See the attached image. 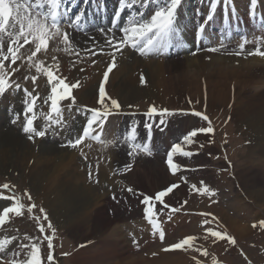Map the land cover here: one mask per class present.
I'll use <instances>...</instances> for the list:
<instances>
[{
    "label": "rangeland",
    "instance_id": "1",
    "mask_svg": "<svg viewBox=\"0 0 264 264\" xmlns=\"http://www.w3.org/2000/svg\"><path fill=\"white\" fill-rule=\"evenodd\" d=\"M242 1L244 0H239L240 4L243 6L244 2ZM58 42L59 44L61 43L60 41ZM61 45L62 44L58 46ZM60 50L61 49L58 48L52 53L56 54ZM191 54L192 53L186 55ZM71 57H76V55ZM226 57H228V55ZM229 57L232 58V56ZM135 60L141 62L139 70L146 71V84H139V76L143 73L139 75L134 74L132 84L127 80H123L121 84L122 95H124V98L118 92H116L115 95L112 89L110 90V95L114 99L118 97L117 101L120 102L121 111L127 112L130 110L136 116L139 112L149 111L152 106H155L157 110L167 109L172 114L173 120L178 121L180 119L178 122L172 121V124L169 127L170 129H167V131H169H166L167 135L171 136L176 133V129L178 128L181 132H189L193 129H198L200 126V129L204 128V122L202 120L196 119L193 116L183 118L186 111L198 108L208 113L209 119L213 121V129L216 130V134L214 135L212 134L209 137H205L204 135L198 137L197 135L196 138L194 137L191 139V142H188L187 148L202 151L199 155L183 162L185 170L193 172L189 173L190 177L186 176L187 173L184 172L173 175L176 177L170 176L164 165L162 159L163 156L161 158L156 156L154 159L142 157L138 158L133 171L126 176L129 178L131 184L134 183L137 186H135L136 189L143 191L150 190L153 192L161 190L168 183L177 182L180 176L184 175L183 182L185 184L176 188L171 195L173 197L172 201H178V203L175 202L176 206H180V211L184 216L188 217L189 220H185L186 225L181 227L180 219L178 227L172 226L171 224L172 231H174V233L170 231L172 232L170 235L172 234L173 236L169 235L168 240L164 244L169 245L174 243L178 237H184L183 234H187L188 236L194 233L192 236L196 239L194 240L192 246L186 247L185 249H173L162 253L159 248L161 245L158 242H155V240V243L149 244L145 248L146 250H154L155 247H158L155 249L157 253L156 257L151 258L143 256L145 254L140 255L138 252L139 250H134L131 246L130 242H132V239H129L130 237L128 238L130 231L132 230L136 234V229H139V225H141L139 223H142L140 222L141 219H139V210L135 207L136 205L134 206V203L131 202L129 203L132 206L131 214L126 212V210L130 209L131 206L128 209L123 210V206H121V204L115 203L118 206L114 205L110 199L111 191H109V186L111 187L110 184L112 183H107L108 186L105 187L106 180L110 179L109 177L112 165L109 166L108 169L101 166L99 178L101 179L100 182L102 184L99 183V186H96L98 183L93 185L87 179V171L82 168L83 163L80 162V157L78 156L77 151L72 148H65L75 156V160L72 163H69L68 170L78 171L84 176L83 180H79L80 183H73L79 184V188L82 186H85L86 188L92 186L93 190L102 198L101 203L96 205L93 204L92 207L88 208L87 212L82 202H77L78 196H72L73 202L70 203V201L63 196V191L60 188L56 189V191L52 193V182H42V179L39 180L36 178L43 176L45 172H48L47 169H43L41 166H39L40 168L37 166L36 168L35 166L33 168L29 167V165L25 166L24 160L30 159L31 163L32 160H34L35 157L41 153L43 145L48 144L52 146V148H59L57 147L58 145H55L46 139L39 140L36 137L29 139L27 135L30 133L24 134L23 131H20L19 124L15 123L14 125H11L10 122L6 123V120L2 117L0 118V137L5 131H8L25 139L23 146H21V148H17V150L11 148L9 151L2 153L1 150L4 147L0 146V186L4 184L9 185L8 189L0 187V192H5L2 196L4 198H0V201L11 204L12 201L8 196L13 194L17 198L18 202L23 205L21 215H16L15 213L10 215V218L6 222V224H9L7 229H10L9 231L13 233H17L16 236L20 249L21 245L28 246L23 249L25 253L28 252L29 248L33 244L40 248L41 264H48L49 261H47V257L49 254L53 256V259H58L56 264H81L82 259L88 257L92 258L93 254L102 255L106 252H110L111 248L109 249L106 242H108L109 239L112 240V237H118L119 234L118 241L121 243L119 244L120 250H130L129 252L132 256L142 257L149 263L153 264H159L160 261L166 264H264V226H261L260 224L261 221H264V207L261 206V203L259 202L255 205V199L250 197V195L246 196L245 192L248 187L246 186V189L243 186V183H241L239 178L240 175L238 174L241 169L248 167L247 169L260 173L261 179L264 180V168L254 165L255 161L260 159V150L264 149V129L260 126L258 119L253 120L248 118V116L246 119H243L240 115L233 113L234 108H221V106L211 108L208 105L203 108L200 104L195 103L197 100H194V97H192L191 91L188 89L186 82L184 81L185 78L181 77L179 72L174 71L173 68L168 65L174 62L170 61L171 59L158 60L161 61L160 65L162 66V72L161 75H158V78H154L156 81L155 83H157V87L159 88L155 97L149 96L145 93H137L132 88V85L146 87L147 83L151 84L152 79L150 80L151 72L146 65L147 60L143 61L140 58H134L133 61ZM155 60L156 58H151V61ZM235 62L236 61H232L231 59L223 64L226 68L228 66V70L230 68L229 65L232 66ZM252 65L257 68L259 63H255V61H253ZM16 69H18V67H16ZM198 69L193 67L188 74L189 77L187 80H197V78H200L201 73ZM250 78L252 79L251 84H249L248 87H244L237 84V80L235 82V80L231 77L233 80H231L232 82L230 85L235 82V85L239 87L237 88L236 86L239 96L241 95L245 101L254 99L257 93L259 94L261 92L264 94V83L256 82L257 79H259L257 77ZM97 81L99 82L98 78L95 82V90H97ZM115 87L116 86L112 88L114 89ZM230 88L231 94L233 93L232 95L234 96L233 98H237L238 94L235 91L236 88L233 90L232 85ZM92 92V89L86 90L85 96L82 99H78L74 107L80 104L88 106L95 105L96 107H100V109L103 108L101 109L103 111V105H98L99 103H96L95 101H89V97ZM97 93L95 92V96H97ZM128 94L134 95H131L127 101H124ZM84 100L86 101L84 102ZM105 105H107L110 112L113 111V107L111 105L106 103ZM115 110H117V108H115ZM71 111L70 114L71 117H73L74 115H72ZM120 121L121 119L117 120L115 118L110 122L111 125H114V128H117L116 126ZM108 128L110 127L108 126ZM28 142L30 145H28ZM167 142L169 145L170 141ZM5 147L10 148L8 143L5 144ZM26 149L29 150L28 155L23 154L25 155L23 157L24 159L20 160L18 158L20 153ZM109 149L110 153H114L111 158H116L118 153L114 151V148ZM106 150L108 151V149ZM45 154H50V152H46ZM90 155L93 157L96 156L94 154ZM39 157L44 158L45 156L41 155ZM117 158L121 159L123 156L118 155ZM58 160H60V158H56V161ZM128 162L129 161L126 159L123 164ZM151 162H157L158 165L154 167L150 165ZM176 164H178V162ZM179 165L181 166L180 163ZM188 167H191V169L187 170ZM195 168L200 169L199 171H195ZM104 171H109V175L103 176ZM49 173L50 172H48V174ZM202 174L210 177V182L204 183V187L200 186L201 188H199L198 185H195V181L197 176ZM167 176L170 181L166 180ZM112 182L114 183V180H112ZM76 184L74 185L77 186ZM194 185L196 186L195 188L193 187ZM256 186L257 184L251 185L253 189L259 190L260 188ZM204 188L209 189V191L204 192ZM187 190L193 193H189ZM212 192L214 193L212 194ZM28 194H30L31 200L28 199ZM49 198L51 199V202L48 201ZM129 199H131L130 196ZM182 200L184 202H182ZM74 201L77 203H74ZM32 204L36 207L29 212L28 209ZM254 206L258 209H254ZM110 208L113 209V212L110 211ZM41 209H43V211H41ZM99 209H101L102 212L107 213L115 221H118L115 230H100V228L97 227L100 220L98 217L100 212ZM194 209L209 212V214H204V218L196 217L195 214H191ZM252 210L259 211L258 214H261L262 217L255 219V213H251ZM84 212L88 214L86 218L82 217L86 216ZM81 213L82 215H80ZM224 213H227V216L234 217L236 219L246 218L248 223H254L256 226L249 235H236L233 230L226 225L224 221ZM45 214L47 215V220L43 218ZM100 216L102 217V215ZM36 217H39V221ZM178 218L179 215L177 220ZM205 221H207V223H205ZM49 222L52 226L51 228L48 227ZM41 225L45 228L44 233L39 231ZM210 230L219 231L226 236H230L235 239L236 243L232 244L227 239L220 240L219 238L213 237ZM9 236L10 235L5 238H8ZM46 236L52 238V249H49L48 247V240L45 239ZM148 242H151L149 236ZM141 249L142 248H140V250ZM81 250L84 254L79 257L78 255ZM23 251L21 250L20 254ZM204 251H206L208 255H203ZM11 252H13V250H5L0 253V255L6 259L3 264H11V260L13 258L22 259V254L17 255L16 257L14 254V257L12 258L6 257ZM151 252L153 251H150V253ZM119 258L121 257L111 256V258L104 264H126ZM51 264L53 263L51 262Z\"/></svg>",
    "mask_w": 264,
    "mask_h": 264
},
{
    "label": "bare ground",
    "instance_id": "2",
    "mask_svg": "<svg viewBox=\"0 0 264 264\" xmlns=\"http://www.w3.org/2000/svg\"><path fill=\"white\" fill-rule=\"evenodd\" d=\"M242 2H245V0ZM260 3H261V0H260ZM237 4H240L239 0H237ZM263 6H264V3L262 7ZM58 41L61 42L60 44L62 45L64 44L59 38H58ZM60 44L58 42V45ZM87 47L88 46H85V48ZM51 50L52 48L50 47L47 51L42 50L39 54H42V56H47L48 58H51L52 60L54 59V56L57 55L58 58L55 61H59V65H61L59 67L62 69L63 75H67L68 79L72 83L79 82L78 85L80 87L74 91V95L76 96V101H78V99H82L85 96L86 90L92 89L93 92L91 96L89 97V101H95L96 103H98L99 95L97 93V90H95V82L97 78L99 80L100 74H92V71H91V70L95 71V69L98 67L90 68L91 62L97 57H94V58L90 57L91 52H88V55H86L87 52L86 53L80 52L81 55L79 57L82 58L83 63L87 64V65H83V64L81 65V64L72 63L71 62L72 57H70L69 54L65 52L63 49H61L56 54L52 53L57 50L56 48L53 49V51ZM18 55H20L22 59V64L24 65L27 62L26 51L21 50ZM181 59H184V60H181ZM231 59L232 61H236V62L235 64H232V66L229 65L231 69L229 68L227 70L228 66L226 68V66L223 63H226L228 62V60H231ZM18 61H20V59L17 60V62ZM170 61H174V62L168 65L171 66L174 71L179 72L181 77L185 78L184 81L186 82L188 89L191 91L192 97H194V100H197L195 103L200 104V106H204L206 104L211 108L219 107V106H221V108L222 107H225V108L230 107L229 109L234 108L233 109L234 114L236 113L240 115L243 119H246L247 116L248 118H251L253 120L258 119L260 126L264 129V94L261 92L259 94L257 93L254 99L245 101L243 100V97L241 95L239 96V92L237 91V88L239 87L235 85V82L237 80V84H240L241 86H244V87H248L249 84H251L252 82L251 81L252 79L250 77H257L259 79H257L256 82L264 83V64H263L264 59L263 58H260V57L245 58V59L235 58V57L230 58L226 56H221L219 54H211V53L204 52V53L197 54V55H194V54L185 55L183 58L181 57L174 58V59L171 58ZM253 61H255V63H259L260 66L258 65L257 68L253 67L252 65ZM160 63L161 61H158V59H156L155 61H151V58H148V60L146 61V65L148 66L151 72V77H150V80L152 79L151 84L147 83L146 87L132 85V88L135 90V92L145 93L149 96L155 97V95L157 94L156 92H158L159 88L157 87V83H155L156 81L154 78L156 77L158 78V75H161L162 66L160 65ZM22 64L21 62H19L17 65L21 66ZM17 65L15 64V69ZM72 65H75V69L68 71V67ZM140 65H141L140 61L135 60L131 62L130 60H126V58H122L119 61V66L113 71L111 75L110 83H109L107 90L112 89L115 95H116V92H118L124 98V95H122L121 84L123 80L124 81L127 80L128 82H131L132 84L134 74L136 75L141 74L139 70ZM59 67H57L56 69L58 70ZM193 67L196 69L199 68L198 71H200L201 76L200 78H197V80H187L189 77L188 74L193 69ZM15 77H16V74H15ZM15 77L14 75H11L9 78V82L12 81ZM231 77L235 80L234 84H231L233 87V90H235L237 86L235 90L236 93L238 94L237 98H233L234 97L232 95L233 93L231 94V91H230L231 89L230 83L232 82L231 80H233L231 79ZM32 83L33 81L31 79L29 80V82H27V85L32 84ZM38 84H39V87L41 88L42 79L39 80ZM97 84H98V81H97ZM114 86L116 87L113 89L112 87ZM95 92L97 93V96H95ZM127 92H130V91H127ZM131 95H134V94H128L127 97L124 99V101H127V99ZM108 97H110V95ZM117 99L118 97L115 100ZM86 100H84V102ZM105 103L111 105L110 101L108 100H105ZM111 112H114V111H111ZM71 113L72 115L76 114L75 111L74 112L71 111ZM63 118L66 119L67 118L66 115H64ZM204 125L205 124H203V126ZM24 142H25V139H23L19 135L14 134L12 132L5 131L0 137V146L4 147L1 150V152L5 153L6 151H9L11 148H14L15 150H17V148H21V146H23ZM7 143H8V146H10V148L5 147V144ZM93 144H94L93 142L88 141L85 144H83V147L86 148V146H91ZM28 145H30L29 142H28ZM167 145H168V142H167ZM94 149L95 150L91 151L90 154H94L96 156L98 155V158H99L98 160L103 158L102 160L104 162L101 163V166L108 169L109 167L108 164L110 161L109 159L114 155V153H110L109 151L110 149H108L107 151L104 146H100L98 144H94ZM46 152H50V154H45ZM28 153H29V150L26 149L20 153V156L18 158L20 160H23L24 159L23 157L25 155H28ZM259 154H260L259 155L260 159L255 161L254 165H258L264 168V149H261ZM41 155L45 157L40 158L39 156ZM56 158H60V160L56 161ZM74 160H75V156L71 152H69V150L61 149V148L60 149L52 148V146L46 144V145H43L41 153H39L35 157V159L32 160L31 163H30V159H25L24 162H25V166L29 165V167H32V168L34 166L35 168L36 166L37 167L41 166L43 167V169H47L48 172H50L49 174L48 172H45L43 176L36 177V178H38L39 180L42 179V182H52L51 183L52 193L55 192L56 189L60 188L63 191V196L67 198L70 201V203L73 202L72 196H75V195L78 196L77 202L81 201L85 210L88 212V208L92 207L93 204L96 205L98 203H101L102 198L93 190L92 186H90L92 189L90 187L86 188L85 186L84 187L82 186L81 188H79V184L73 183V182H79V180H83V177H84L82 173H79L78 171L68 170L69 163H72ZM175 163H177V161ZM150 165L155 167L158 165V163L151 162ZM245 168L241 169L240 172L238 173L240 175L239 178L241 180V183H243V186L245 188L246 186L248 187V189L246 188L247 191L245 192V194L246 196L250 195V197L255 199V202H254L255 205L257 202H259L261 203V206L264 207V180L261 179L260 173H257V171H251L247 169L248 167H245ZM105 175H109V171H104L103 176ZM172 177H176V176L172 175ZM166 180H169L168 176ZM196 181L204 184L206 182H210V177H207L205 174H202L200 176H197ZM74 184H76L77 186H75ZM253 184H257V186L260 189L259 190L253 189L251 187V185ZM48 201L51 202V199L49 198ZM77 202L74 201V203H77ZM254 209H258V208L254 206ZM99 211L100 212L98 214V217L100 220L98 223L99 225L97 227L100 228V230H108V229L115 230L116 225L118 224V221H115L114 219H112L107 213L102 212L101 209H99ZM258 212L259 211H255V210H252L251 212V213H255V219H259L262 217L261 214L260 215L258 214ZM84 214L86 216H82V217L86 218L88 214L86 212H84ZM226 214L227 213H224V221L226 225L231 230H233V232L236 235L245 236V235H249L250 233H252V230L254 229L253 227L254 223H250V222L248 223L246 218L236 219L234 217L227 216ZM80 215H82V213ZM100 215H102V217ZM179 218H181V215H179ZM187 219L188 217H185V216L182 219H180L181 220L180 227L186 225ZM176 220L177 219H175V221ZM254 222H258V221H254ZM165 226L166 228L169 227L168 234L166 235V239H165V242H166L169 238L170 233L172 232L174 233V231H172L171 225L165 224ZM141 234H146V233L142 232ZM183 236L186 237L187 234H183ZM118 237H115V238L112 237L111 238L112 240L109 239L108 242H106L109 249L111 248L110 252H106L102 255L93 254L92 258L88 257V258L82 259L81 264H101V263L104 264L111 258V256L121 257L119 259L126 264H153V263H149L146 259H143L142 257L132 256L131 253L129 252L130 250L129 251L125 249L120 250L119 244L121 243L118 241ZM155 242H158V241L156 240ZM155 242L154 241L148 242V235H144L142 241L139 242L140 248H142L141 250L138 251L140 255L145 254L143 256H147V255L152 254V258L156 257L157 253L155 249L158 247H155L154 249L155 252H152V253H150V251H154V250H148V249L146 250L145 248L147 245L153 244ZM164 245H161V246L159 245L160 252L162 253H164V251H162ZM82 250L78 255L79 257H81L84 254ZM159 264H166V263H162V261H160Z\"/></svg>",
    "mask_w": 264,
    "mask_h": 264
},
{
    "label": "snow or ice",
    "instance_id": "3",
    "mask_svg": "<svg viewBox=\"0 0 264 264\" xmlns=\"http://www.w3.org/2000/svg\"><path fill=\"white\" fill-rule=\"evenodd\" d=\"M219 0H213L211 6V12L207 16V20L211 21L213 19V14L215 12L216 4ZM227 5V0H224ZM253 6V14H254V6L257 3V0H250ZM63 3L64 0H0V95H2L8 87H11L9 83V75L5 70V62L11 61V64H16L17 60L21 59L20 55H18L21 49L25 45L34 44V50L31 51V54L27 57L29 61L33 60V57H36L42 50L47 51L48 43L51 39L59 38L62 43L66 45H71L70 34L66 31L62 30V25L64 24L65 17L63 16ZM155 3L156 7L153 9L151 14L146 15L145 12H135L132 13L129 19V23L127 27H121L120 32L121 35L117 38L114 34L110 35L107 44L114 49L113 58L111 65L107 68V71L104 73L103 81L99 86V100L98 103L104 106V110L100 109H90L92 115L91 118L87 121V125L83 128L82 135L73 140L68 141V146L72 148H76L80 145L85 138L91 137L92 139H99L98 136H93L92 133L95 131L93 128L94 124H97L98 121H102L107 115L111 114L107 105H105V100H110V104L114 108H119L120 105L117 100L111 99L107 96L105 83L108 80L109 73L112 72L115 65V52H121L123 47H131L136 49L139 47L141 54L150 53L152 51H158L163 48H167L173 44L175 38L181 34L180 28L177 26V10L182 4V0H120L119 11L115 13V17L118 20L120 15L128 9H133L137 4L140 5L141 8L147 9L151 4ZM83 15H77L73 20L68 21V26L72 27L74 30L78 29L80 22L83 20ZM262 27H264V18H262ZM199 32L203 34L204 27L201 26ZM7 42L6 52L5 46ZM247 41L245 40L240 47V51L234 53L235 55H241L245 44ZM209 51H219V49L211 48ZM261 55L264 56V51H260L257 49L254 52L249 53V55ZM55 59V58H54ZM18 69H12L13 72ZM36 70L38 72L44 70L42 64L38 65ZM47 77L50 83H52V96L51 99V110L53 113L60 114L61 110L58 107V100H60L61 94L58 92L56 87V83L61 85V90L63 92V96L67 97L70 95L69 88L70 86L65 83L62 79H58L53 71L47 70ZM28 79V77H25ZM33 83L37 77H31ZM17 89L20 88L19 84L15 85ZM79 85H72L71 87H78ZM25 94L30 95L25 89ZM74 102V98H73ZM27 111H32L31 108L27 109ZM169 110L163 109L159 112L152 106L146 115L152 117L153 115H159L163 117L164 115H170ZM197 116H201V113H194ZM203 119L207 120V116H203ZM51 119V117H49ZM15 122V121H13ZM59 121H57L58 123ZM160 123H164L163 119L160 120ZM151 128V125L148 126ZM25 133H35L36 136L43 137L45 135V131H36L33 126V120L28 119L26 126L23 128ZM203 133H211L213 131L212 127L201 128L198 130ZM197 135V131H192L188 137H186V141L191 142V138ZM32 136H29V139H32ZM148 151L147 148L144 149ZM172 152H182L184 156H190L191 153L187 151H183L180 144H176ZM168 163L170 168L175 171L179 168V165L173 162V157L171 154L168 156ZM3 189H8L9 185L4 184L2 186ZM177 187V185H172L168 187L165 191H161L154 198L147 197L144 200L146 208V215L151 218L154 215V206L150 204V201L155 199L159 201L161 204L164 203L163 197H165L168 193L172 192L173 188ZM196 187L195 185L193 186ZM129 192L132 191L131 188L128 189ZM204 192H208L209 189L204 188ZM4 198V197H0ZM28 199L31 200L30 194H28ZM186 203V202H185ZM167 207V205H165ZM36 206L34 204L28 209L29 212L32 211ZM23 205H21L18 200L16 201V205L6 207L2 211V215H0V226H2L6 220L5 218L9 216L10 213H15L16 215L22 214ZM43 211V209H41ZM173 211H179V209H173ZM207 215V214H205ZM47 220V215L45 214L43 217ZM39 221V217H36ZM154 229H158L159 225L155 222V220H151ZM207 223V221H205ZM261 226H264V221L260 222ZM256 225L254 224L253 227ZM48 227L51 228V224L49 222ZM39 231L41 233L45 232V228L43 225L40 226ZM211 231V230H210ZM211 235L213 237L219 238L220 240L227 239L230 243L235 244L236 241L234 238L230 236H226L219 231H211ZM160 238H164V233L160 231ZM45 239L48 240V247L52 249V238L46 236ZM196 238L193 236H189L180 240L178 243H175L171 247L173 249H185L186 247H191L194 240ZM8 241L0 242V252L5 251V245ZM26 245H21V250H23ZM203 255H208L206 251H204ZM25 259L13 258L11 260V264H41V254L40 248L33 244L28 252L25 254ZM47 260L49 262L53 261V256L51 254L48 255ZM0 264H3L2 259H0Z\"/></svg>",
    "mask_w": 264,
    "mask_h": 264
}]
</instances>
